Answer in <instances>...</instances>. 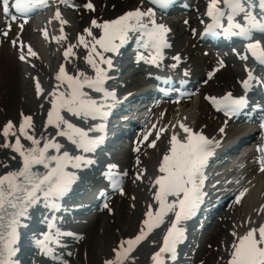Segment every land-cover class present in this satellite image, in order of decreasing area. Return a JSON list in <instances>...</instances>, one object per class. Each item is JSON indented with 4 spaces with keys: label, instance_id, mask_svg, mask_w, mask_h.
<instances>
[{
    "label": "rangeland",
    "instance_id": "obj_1",
    "mask_svg": "<svg viewBox=\"0 0 264 264\" xmlns=\"http://www.w3.org/2000/svg\"><path fill=\"white\" fill-rule=\"evenodd\" d=\"M72 3L79 7H71ZM87 3H92L94 10L87 9ZM208 3L209 0H179L172 4L174 6L170 11L157 9L158 22L171 29L168 39L172 47L165 50L166 58L163 59L162 66L137 62L135 43L122 49L119 56L106 54L112 56L114 65L116 63V70L109 73L111 79L106 83V88L114 92L115 97L108 100L112 105L108 117L103 120L89 119L90 126H105L103 132L91 133L93 136H103L104 141L94 153L88 154L95 163L81 170L79 186L77 184L74 196L63 199L62 206L65 207L58 214L59 227L74 234L64 237L63 243L67 247L59 249L69 264H102L111 257L112 249L119 241L135 237L141 229L148 233L137 249L138 255L143 256L141 263L150 260L159 250L174 216L167 215L165 222L151 232L146 226L144 228L143 220L149 205L154 212L158 208L154 200L156 189L153 184L161 175L158 170L163 156L169 154L171 135L178 134L181 139L185 137L177 125L180 113L196 104L198 112L186 126L194 132H202L217 144L230 143L236 139L238 141L251 129H256L257 132L240 142L231 153L228 163L220 167L218 175L211 178L212 163L208 159L203 169V191L206 195L210 191V194L204 196L196 214L179 225L186 229V239L178 245L177 264H228L231 245L235 240L232 233L243 235L249 228H258L264 224V171L260 170L264 167V152L259 150L264 148L261 144L264 135V108L259 111L256 121H245L244 118L255 117L258 111L253 112L264 106V95L260 85L254 84L251 91H246L241 83L246 79V68L252 69L259 78H264V68L258 67L252 58L247 61L239 58L237 53L246 52V42L241 38L220 37L218 42L217 39L210 41L202 38L208 23ZM138 7L147 10L153 5L148 0H69V4H63L59 8L62 19L67 22L63 25V33L61 30H47L48 7H43L42 11H33L27 17L22 31L18 27L21 20L12 22L8 36L0 35V133L2 134L9 121L19 123L23 116H31L39 133L44 132L47 115L45 105L51 98L49 93L53 91V86L58 83L55 76L60 67H66L69 74L73 75L77 69L94 75L85 60L88 50L78 43L79 36L91 27L92 20L110 21ZM6 20L0 11V32L6 30ZM45 30L49 34L48 38L43 35ZM93 32L99 34V30L95 28ZM61 35L65 38L57 42L54 37ZM17 39L30 45L37 55L30 57L28 62L19 60L18 49L12 45V41ZM69 45H75V55L65 58L64 52ZM144 55L147 57L148 53L145 52ZM177 55L181 57L179 62L172 59ZM173 63L178 66L171 67ZM116 74L119 76L112 78ZM162 74L170 77L190 74L195 88L191 95L182 97L183 100L179 99L180 102L177 101V96H168L161 101L162 98H155L154 94L150 98L154 100L149 102L152 110L147 114L148 117L145 116L142 120L139 118L141 121L135 123V126H132L134 123L124 121L135 115L133 112L123 114L130 111L125 109L131 105L130 100L135 102L138 99L135 95L152 89L155 77ZM37 81L43 94L38 91ZM158 86L159 82L156 88ZM229 92L234 97L247 96L250 100L253 99L252 109L246 110L248 115L238 118L226 116L208 99L221 98ZM96 95L98 98L99 94ZM142 107L141 110L145 113L146 107ZM130 109L136 110L134 107ZM116 116L119 121H114L117 120ZM115 122L117 129L113 130ZM129 124L131 128L126 127ZM221 129L224 131L221 132ZM118 130L121 134L109 141L112 132ZM148 133L150 135L145 141L144 136ZM60 138L63 142H68L66 137ZM153 141L155 147L151 146ZM64 149L74 151L69 145ZM243 155L245 168L242 171L247 178L238 191L232 190L227 181L236 174L231 167ZM113 165L118 166L112 169L113 173L121 174L119 188H114L113 182L108 179L110 166ZM124 173L127 175H123ZM138 174L142 178L138 179ZM248 178L250 181L246 182ZM220 182L223 184L217 186ZM248 183L253 184L252 190L247 195L239 196L247 189ZM120 188L123 189V194ZM36 230L42 229L37 225ZM68 252L72 255L68 256ZM22 259L25 264H59V261H52L35 249L26 251ZM136 261L137 259L132 263L135 264Z\"/></svg>",
    "mask_w": 264,
    "mask_h": 264
},
{
    "label": "snow or ice",
    "instance_id": "obj_2",
    "mask_svg": "<svg viewBox=\"0 0 264 264\" xmlns=\"http://www.w3.org/2000/svg\"><path fill=\"white\" fill-rule=\"evenodd\" d=\"M57 2L69 4V0ZM148 2L153 7L147 10L138 7L110 21L92 20L91 27L79 36L78 43L88 50L85 60L94 75L79 69L73 75L69 74L66 67H60L55 76L58 83L49 93L52 100L44 129L45 133H48L49 127L54 129L55 136L50 133L38 136L31 116H23V122L18 127L11 121L4 126L2 135L5 142L0 144V148L16 154L11 159L16 161L17 167L9 168L5 164L4 167L9 170L0 174V264H25L23 254L33 249L52 261H59V264H69L59 249L67 247L63 238L74 234L59 227L58 214L62 210L63 199L79 179L78 171L95 163L88 154L94 153L104 141L103 136H93L91 133L103 132L105 126L93 125L85 129L71 122L68 116L83 121L103 120L110 115L112 105L108 100L114 98L115 93L106 88V83L111 79L109 73L115 65L112 56L106 54L120 55L122 49L135 43L137 62L162 66L166 58L165 50L172 47L168 39L171 29L158 22L156 11H166L174 0ZM48 4L49 0H0V11L7 18L6 30L0 35L7 37L11 23L18 19L22 21L18 25L22 31L29 14ZM70 6L79 7L74 3ZM85 7L94 10L92 3H87ZM206 15L211 19L206 34L241 38L246 42V52L237 53L239 58L244 61L252 58L258 67L264 68V0H209ZM55 18L60 20L63 33V25L67 22L61 19L59 9L55 12ZM93 28L99 30L98 35L94 34ZM43 35L48 38L47 30ZM64 38L63 35L54 37L57 42ZM12 45L18 49V59L21 61L28 62L30 57L37 55L22 40H13ZM74 47L69 45L64 52L65 58L75 55ZM145 52L148 53L147 57ZM172 59L179 62L181 57L177 55ZM177 66V63L171 65L173 68ZM241 83L247 91L254 84L264 87V78L257 77L252 69L246 68V79ZM37 88L43 94L38 81ZM93 93L99 94V97L93 96ZM208 99L218 111H223L229 117L238 115L247 106L246 97H234L231 92L221 98ZM179 127L185 137L181 139L178 134L171 135L169 154L163 156L158 170L161 175L153 184L158 208L154 212L149 205L143 220L151 232L165 222L167 215L174 216L162 245L151 257L154 264H168L177 259L178 245L186 239V229L179 225L191 219L203 202L206 195L203 191V169L214 154L212 149L217 143L202 132H194L184 123ZM148 135L150 133L144 136L145 141ZM10 136L15 137V140L10 141ZM58 137H66L74 151H62L65 146L58 142ZM151 146L155 147L154 141ZM259 150L264 152V148ZM116 167L110 166L108 179L113 182L114 188H119L121 174L112 171ZM260 170L264 171V167ZM137 178H142L141 174ZM119 190L123 194V189ZM246 191L240 195L243 196ZM37 225L42 230L37 231ZM147 234L141 229L135 237L119 241L104 264H132L135 257L131 254L146 239ZM232 235L235 240L231 245L228 264H264V224L249 228L243 235L236 232ZM67 255L71 256L72 253L68 252Z\"/></svg>",
    "mask_w": 264,
    "mask_h": 264
},
{
    "label": "bare ground",
    "instance_id": "obj_3",
    "mask_svg": "<svg viewBox=\"0 0 264 264\" xmlns=\"http://www.w3.org/2000/svg\"><path fill=\"white\" fill-rule=\"evenodd\" d=\"M177 2V0H174V3H176ZM63 6V4H59L58 2H57V0H49V4H48V18H47V21H48V24H49V26H48V29L47 30H49V31H59V30H61V23H60V20H57L56 18H55V12H56V10L57 9H59L60 7H62ZM67 8H70V7H67ZM40 10L42 9V8H39ZM39 9H36V10H34V11H38ZM158 10H160V9H158ZM168 10V9H167ZM42 11V10H41ZM65 16V15H64ZM66 17V16H65ZM63 18V15H62V13H61V19ZM66 19V18H65ZM209 19V21L208 22H210L211 23V19L210 18H208ZM63 20V19H62ZM44 23H46V22H44ZM43 29V28H42ZM116 56H119V55H116ZM114 70H116V63H115V67H114ZM117 73V72H116ZM119 75H115L114 77H112V78H116V77H118ZM162 79V80H161ZM155 81H157V82H155V86H157V83L159 82V86H158V88L159 87H162L161 85L163 84V83H165V85H164V87H163V89H166V90H169L168 88H170L172 85L175 87L176 86V88L177 89H175V92L176 93H181V92H189V91H193V88H195V85H194V81H193V77H192V75H190V74H185V76H181V75H179V77L178 78H176L175 79V76L174 75H172L171 77L169 76V75H165V74H162L161 76H156L155 77ZM178 81H179V85H183V87H182V90L180 89V87L179 86H177V85H175L174 83L175 82H177L178 83ZM157 88V89H158ZM154 90L155 91V93L153 92L151 95H149V97L147 98V99H150V98H152V96L154 97V94H160V90ZM152 90L153 89H150V90H146V92L144 91V92H141L139 95H135V97H137V98H140V97H142L143 95L145 96V95H148L149 93L148 92H152ZM178 96V95H177ZM154 99H150V100H147V101H153ZM197 100V99H196ZM122 101V100H121ZM135 106H134V108H136L137 106L139 107L140 105L138 104V101H135ZM143 105H144V107H147L146 105H148L146 102H143L142 103ZM151 103H149V105H150ZM155 106V103H154V105H153V107ZM131 111V110H130ZM130 111H127V112H124L123 114H129L130 113ZM144 111H146V109L144 110ZM258 111V110H257ZM197 104L194 106L193 105V107L191 106V108H189L188 110H183L181 113H180V117H179V119L177 120V125H178V127H179V125L181 124V123H184L185 125H187V123L190 121V122H192L193 121V119L195 118V115L197 114ZM256 112V111H255ZM237 116V115H236ZM148 117V116H147ZM233 117H235V116H233ZM141 118V117H140ZM115 119H117V120H114V121H119L118 119H119V117L118 116H116L115 117ZM124 119V118H123ZM122 120V119H121ZM124 121H129L130 122V124H135V123H137V120H135L133 117H129V119L128 120H124ZM117 122H115L114 123V125L116 124ZM113 125V124H112ZM117 127V125H115L112 129L114 130V129H117L116 128ZM116 132H119V130L118 131H116ZM257 132V130L256 129H251V130H249L247 133H244L241 137H240V139L237 141V139L236 140H234V141H232V142H225V143H221V144H217L216 143V145L213 147V155L211 156V157H209V159H211V163H212V167H211V170H213V172L211 173V175H210V177L209 178H211L212 176H215V175H218L219 174V171L218 170H220V167H224L227 163H228V161L230 160V157H231V153H233V151H235V149L238 147V145H239V143L240 142H242V141H246V139H248V137L249 136H253L255 133ZM117 135V134H116ZM235 143V144H234ZM261 144H262V146L264 147V135H263V137H262V142H261ZM246 152V151H245ZM218 153H221L220 155H221V157H216L217 156V154ZM223 157V159H221ZM245 158V156L243 155V157H241L240 159H238V161L236 162V161H234V166L233 167H231V168H233L234 170H235V176L233 177V179L232 178H230L227 182H229V184H230V186H232L231 187V189L232 190H239V188L241 187V185H242V183H243V181L247 178V177H245V175H244V173H243V169L245 168V167H243L244 166V163L245 162H243V159ZM232 161V160H231ZM230 166V165H229ZM230 168V169H231ZM243 170V171H242ZM220 173H222V172H220ZM232 173V172H231ZM232 175V174H231ZM219 177V176H218ZM245 177V178H244ZM208 178V179H209ZM231 179H232V181H231ZM230 181H231V183H230ZM250 181V178H248L247 180H246V182H249ZM224 182V181H223ZM221 184H223L222 182H220L217 186H219V185H221ZM245 184V183H244ZM252 183H248V185H247V191L244 193V195H247L248 194V192L250 191V190H252ZM214 186V185H213ZM228 192H230L231 193V191L229 190ZM208 194H210V191H209V193ZM207 194V195H208ZM206 195V196H207ZM205 196V197H206ZM239 196H241V195H239ZM242 197V196H241ZM240 198V197H239Z\"/></svg>",
    "mask_w": 264,
    "mask_h": 264
},
{
    "label": "trees",
    "instance_id": "obj_4",
    "mask_svg": "<svg viewBox=\"0 0 264 264\" xmlns=\"http://www.w3.org/2000/svg\"><path fill=\"white\" fill-rule=\"evenodd\" d=\"M88 75H92L91 73H87ZM93 96H95V97H97V95H96V93H93ZM52 100V97L50 98V100L49 101H46L47 103V105H45L47 108H46V111H47V113H48V111L50 110V107H49V104H50V101ZM64 115H66V116H68V114L67 113H63ZM46 118H47V115H46ZM68 118L71 120V122H73V123H75V124H77V126H80V127H82V128H85V129H87L88 127H90V121H89V119L88 120H80V119H77V118H75V117H71V116H68ZM23 122V118L21 119V121L19 122V123H17V122H15L14 123V125H16L17 127L21 124ZM45 125H46V122H45ZM88 125V126H87ZM35 126V132H36V134L39 136V135H41V134H44V135H48L49 133H51L52 131V133H51V135L52 136H55L56 135V133L54 132V129H52V128H48V133H45V132H41V133H39V130H37V128H36V125H34ZM13 130H15V129H13ZM44 131V130H43ZM8 139L10 140V141H14L15 140V137H8ZM58 139V142H60L61 144H63L65 147L67 146V145H69L72 149H73V146L71 145V143L68 141L67 143H65V142H63L62 141V139L60 138V137H58L57 138ZM5 142V137L0 133V144H3ZM23 143H25L26 145L28 144V142L27 141H23ZM63 150H65V149H62V151ZM13 155H16L15 153H13V152H11L9 149H6V148H0V174H2L3 172H6V171H8L9 170V168H16L17 167V163H16V161H13L12 159H11V156H13ZM5 164H7V165H9V168H6V167H4V165ZM81 170H83V168L82 169H80L79 171H78V176H79V179L77 180V182L73 185V187H72V190L68 193V195L64 198V200L65 199H68V198H70V197H73L74 195H73V193L77 190L76 188H77V184H78V186H79V182H80V175H81ZM76 189V190H75ZM64 207L65 206H63V209H64ZM144 228H145V225H144ZM138 246L135 248V250H134V252L131 254L133 257H135V259H137V261L135 262V264H154V262L152 261V259H150V260H147V261H143V263H141V259H142V257H140V255H138ZM178 256V255H177ZM105 261V260H104ZM178 257H177V259L175 260V261H169L168 262V264H177L178 262ZM102 264H104V262L102 263ZM133 264V263H132Z\"/></svg>",
    "mask_w": 264,
    "mask_h": 264
}]
</instances>
